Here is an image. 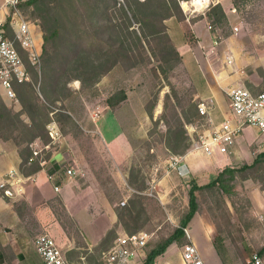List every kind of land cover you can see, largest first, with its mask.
I'll return each instance as SVG.
<instances>
[{"label":"rangeland","instance_id":"rangeland-1","mask_svg":"<svg viewBox=\"0 0 264 264\" xmlns=\"http://www.w3.org/2000/svg\"><path fill=\"white\" fill-rule=\"evenodd\" d=\"M164 1L154 0L149 8L137 6L134 0H42L21 6L24 18L36 24L42 35L40 65L32 67L29 85L20 92L33 98L34 113L29 106L23 109L20 97L17 104L7 102L0 89V140L19 147L37 139L46 143V125L53 116L64 138L45 157L51 159L45 166L47 175L59 170L63 175L68 168L78 175L62 176L60 191L50 182L55 195L42 202L34 197L35 208L25 195L9 200L20 222L11 229L0 220V264H42L35 249L42 235L56 241L69 264H104L121 236L146 233L149 253L180 226L188 211L191 183L199 179L171 173V159L191 153L199 135L211 126L199 114L203 100L188 76L198 90L206 89L195 72L197 65L186 56L187 74L181 61L171 62L170 43L157 33L165 15ZM220 1L210 0L205 10H186L180 2L179 9L173 7L174 18L189 30L190 20L207 16L217 52L213 57L220 44L229 42L219 54L218 71L245 74L248 79L241 87L264 92V0H230L236 4V19L217 18L215 23L209 14ZM136 10L144 16L136 15ZM145 17H150L148 22ZM55 29L58 35L45 43L44 37ZM188 37L196 41L193 33ZM176 43L180 44L178 38ZM236 88L226 93L227 104ZM121 92L126 100L111 108L109 100ZM249 151L255 159L263 153L257 143ZM56 155L59 164L55 157L53 161ZM245 182L231 185L236 191L230 195L218 187L198 193V216L213 226L222 264H237L238 253L250 264L264 244V213L247 204ZM249 218H258L257 227L249 224ZM241 225L254 226L255 234L244 242L236 230ZM92 226L102 231L110 227L97 247L88 245ZM239 243L244 245L237 247ZM179 252L183 253V244Z\"/></svg>","mask_w":264,"mask_h":264},{"label":"built area","instance_id":"built-area-1","mask_svg":"<svg viewBox=\"0 0 264 264\" xmlns=\"http://www.w3.org/2000/svg\"><path fill=\"white\" fill-rule=\"evenodd\" d=\"M199 7L195 9H209L210 0H197ZM26 0H5L0 7V89L7 102L19 103L18 97L13 89V83H23L31 79L28 66L18 49L27 54V59L32 67L40 65L42 35L38 32L37 25L27 21L21 13V6ZM211 29V28H210ZM237 31L238 29L235 28ZM217 43V42H215ZM218 44V43H217ZM231 118L223 123L215 125L212 113L215 104L212 99L203 100L199 103L198 110L201 117L208 119L211 128L199 135L194 142L192 152L203 153L207 156L215 154L230 155L237 145V139L247 128H254L260 135V149L264 152V92L253 93L245 87L236 88L230 95ZM49 143L37 139L30 144L31 157L28 164L40 162L45 166L51 162L46 155L51 154V148L61 143L63 134L53 118L46 125ZM170 167L177 170L183 178L189 172L182 158L174 156L171 159ZM59 170L54 175H47L56 191H60L57 181H62V176L68 179L77 177L78 172L74 168H68L65 172ZM31 181L18 169L10 170L0 178V196L8 200H18L25 192V186ZM124 205V204H123ZM188 243L183 246L182 259L184 264H205L198 246L192 241V234L189 228L184 229ZM149 236L146 233L125 234L119 237L104 264H130L139 257L148 244ZM35 249L41 258L42 264H69L56 241L49 235H42L35 241ZM250 264H264L259 254L252 255Z\"/></svg>","mask_w":264,"mask_h":264},{"label":"crops","instance_id":"crops-1","mask_svg":"<svg viewBox=\"0 0 264 264\" xmlns=\"http://www.w3.org/2000/svg\"><path fill=\"white\" fill-rule=\"evenodd\" d=\"M4 1L5 0H0V7L4 4ZM218 4L223 7L226 19H236L237 10L230 0H221ZM188 20L189 19H187V21ZM166 23L169 30V35L175 47L182 56V64L187 74H189V67L185 61L186 56H189L188 59H190L191 63L197 65V69H195V72L201 75L206 89L204 91H201V89L198 90L194 85V82H192L190 74L188 76L194 87L195 93L200 100L212 99L214 101L215 110L212 113L214 124L219 125L226 119L231 118L230 103L227 104L225 98L226 93H228L229 95V93L234 88L245 85L248 76H246L245 78V74H234L233 70H226L224 72L218 71L219 62L217 60L222 59L219 54L227 48L226 46H229L228 40L224 43V45L223 43L220 44V52L218 51L219 54H215L216 57H213V53L216 52L214 51L215 48L211 44H214V34L208 27L210 24H208L209 20L207 16L195 23L189 22V30L195 35L196 38L194 45L189 41V37L186 33L187 28L179 20L170 18L166 21ZM169 23H171V28ZM176 38H178V42H180L181 45H178L176 43ZM260 141L261 140L258 131L254 128H247L237 139V145L232 154H215L209 157L203 153L191 152L181 157L182 163L185 164L189 175H194L195 179H199V185H204L205 183H208L212 177L216 179L219 173H221L226 167L239 168L240 163L238 162L248 165L253 164L255 162V158L253 157V153H249V148L254 143L260 145ZM54 157L57 161L56 163L59 164V160L61 159L60 155L53 156V161ZM22 162V148L19 146H14L12 143H10V141L0 140V178H2L10 170L18 169L21 171L20 167ZM172 172L177 177L183 178L179 175L177 170H171V173ZM25 176L31 177V181H29L25 186L24 192L27 203H29L30 207L35 208L37 206V204H35L33 200L34 197L36 199H41L42 202L45 201V199L55 195L54 188L47 178V168L41 167L40 170ZM245 185L248 189L247 197L253 208L257 213L262 208L264 213V188L262 187L264 183H259V181L256 182L252 179H248L246 180ZM258 194L261 198V201L258 200ZM258 206L262 207L258 208ZM198 215L199 214L197 213L188 226L191 230L192 241L198 246L200 253L202 251L201 255L203 254L202 258L205 264H222V259L219 255V251L214 246V228L210 223H206V221H203L202 218H200ZM256 219L257 221H259L258 218ZM0 220H4V222H6V225L11 229L16 227L20 222V216L15 211L13 205L8 199L2 198L1 196ZM109 229L110 227H106L102 231L96 229L93 226L92 228L89 227L88 245L91 247L98 245L105 237ZM253 231L254 230L252 228L245 229L241 225V229L239 230L240 241L244 242L248 240L250 236L255 234V232ZM262 231L264 232V229ZM119 234H122V232H119ZM242 245L244 244L239 243L237 247H241ZM179 247L180 245L178 243H173L167 248L166 252L163 255L159 256L155 260V264H178L176 263L177 259L181 260L179 264H184L182 253L179 252ZM259 247L261 250L264 247V244L262 243V245H260ZM236 250L240 251L239 248ZM244 252L247 253L245 250ZM147 254L148 252L144 250L140 254V256L133 259L130 264H144V261L147 258ZM259 255L264 260V254ZM237 256L238 257H236L235 259L237 264L247 263L246 257H244L242 253L241 255H239L238 253Z\"/></svg>","mask_w":264,"mask_h":264},{"label":"trees","instance_id":"trees-1","mask_svg":"<svg viewBox=\"0 0 264 264\" xmlns=\"http://www.w3.org/2000/svg\"><path fill=\"white\" fill-rule=\"evenodd\" d=\"M39 1H42V0H29L28 2H26V4H24V6H34V5L38 4ZM134 1L137 4V6H140L142 8H145V7L149 8L154 3V0H144V1L134 0ZM83 2H84V0H83ZM180 2L183 3L184 0H171V4H170L169 0H165L163 2L162 8L165 10V15L162 18L161 23L159 24L160 29L157 30V33L164 35L165 38L170 43L171 62L175 61L176 63H178L180 61L182 62V56L179 53V51L177 50V48L175 47V45H174V43H173V41H172V39L168 33V27L164 22L170 18L176 17V15L173 11L175 9L173 7H176L179 9L180 8ZM194 3L196 4V3H198V1L196 0ZM187 4H189V3L184 2V5H183L184 9H186V10H187V8H186ZM233 4H234V7L236 8V4L234 1H233ZM236 10H237V8H236ZM211 12L212 13L209 14V17H210V15H213L215 23H216L217 18L226 19L224 9L220 4L213 6L211 8ZM135 14L144 16V13L141 12L140 10H136ZM149 18L150 17H145V22H148ZM190 22L195 23V21H191V20H190ZM58 33H59L58 29H55V31L52 32L50 34V36H45L44 37L45 43H48V41L51 38H55L58 35ZM186 33L188 36H192V33L190 30H187ZM189 40H190V38H189ZM191 43L194 45V41ZM18 49L20 50V52H21V54L25 60V63L28 66V70L31 73L33 68L28 62L27 54L24 51H22L19 46H18ZM27 85H29V81L23 82V83L14 82L13 83V89H14L17 97H18V100L20 97V99H21L20 102H21L23 109L25 108V105L27 107L29 106L30 113L33 114L34 113V106L32 103L33 98L27 99L25 94L20 93L21 88H23L24 86H27ZM120 94H121V96H120ZM120 94H118L117 96H113V98H111L109 100L108 105L111 108H116L117 105H119L121 102L126 100V94L124 92H121ZM27 97H29V96H27ZM29 118L31 119V122H32V120H33L32 117L29 116ZM46 133H47V130H46ZM46 135H47L46 143H49L50 138H49L48 134H46ZM31 143L27 142L24 147H21L22 148V154H23V162H22L21 167H20L21 168L20 172L24 175L34 173V172L40 170V168H41L40 162H38V161L34 162L31 165L28 164V161L32 155L31 150L29 148L30 147L29 145ZM263 159H264V152L261 153L255 159V162L251 165L242 164L239 168L226 167L221 173H219L218 177L209 184L199 185L196 181H193L191 183V187H190V190L188 192V204H187L188 205V211L182 216V218L180 220V226L175 229L174 233L170 237H168L163 242L159 243L156 247L151 249V251L147 254V258L144 261V264H155V260L159 256L163 255L166 252L167 248L169 246H171L173 243H178L179 245L183 244V246H185L188 243V240L185 237L184 229L189 226L191 221L194 219L195 215L197 213H199L201 210L200 204L198 202V193L199 192H201L202 190H207V189H214V188L216 189V187H218L221 189V191H222V193H224V195H230V194H232L233 191H236L231 186L236 182L246 181L248 179H252L256 182L259 181V183L260 182L262 183L261 180H264V177L262 176V172L264 173V167L262 166V160ZM60 184H61L60 181L56 182V185L60 186ZM262 187L264 188V185ZM237 191H238V193H240L239 190H237ZM246 202L248 205H251L248 198H247ZM247 221L249 222L250 225H251V222L254 223V226L258 225V221L256 218H249ZM245 229H250V226H248ZM236 230L239 232L240 229L238 228ZM109 231L107 232L105 237L99 243L100 245L104 241V239L107 237ZM184 240H186V243H184ZM260 254L261 255L264 254V247L260 250Z\"/></svg>","mask_w":264,"mask_h":264},{"label":"bare ground","instance_id":"bare-ground-1","mask_svg":"<svg viewBox=\"0 0 264 264\" xmlns=\"http://www.w3.org/2000/svg\"><path fill=\"white\" fill-rule=\"evenodd\" d=\"M195 1H196V0H195ZM197 4H198V6H197V5H194V4H193V5H191V4H187V5H186V8H187V10H188L189 7H190V5H191V6H196L197 8H200V7H199V2H198ZM183 5H184V2L182 3V6H183ZM183 8H184V6H183Z\"/></svg>","mask_w":264,"mask_h":264}]
</instances>
